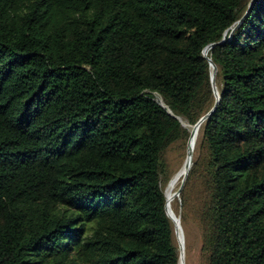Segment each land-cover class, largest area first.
<instances>
[{
	"label": "trees",
	"instance_id": "obj_1",
	"mask_svg": "<svg viewBox=\"0 0 264 264\" xmlns=\"http://www.w3.org/2000/svg\"><path fill=\"white\" fill-rule=\"evenodd\" d=\"M215 104L203 251L264 264V0H0V264H180L165 153Z\"/></svg>",
	"mask_w": 264,
	"mask_h": 264
},
{
	"label": "rangeland",
	"instance_id": "obj_2",
	"mask_svg": "<svg viewBox=\"0 0 264 264\" xmlns=\"http://www.w3.org/2000/svg\"><path fill=\"white\" fill-rule=\"evenodd\" d=\"M189 129L191 132V126L189 127ZM198 137H199V133H198ZM192 138L193 137H191L190 139V145ZM188 145H189V139L186 143H182V142L173 143L165 153L166 160L168 163V172L170 174V178L165 182L166 193L172 179H174V177L180 172V170L182 169V167L186 162L188 156ZM193 158H194V151L192 157V164H193ZM188 174L189 171L186 176L183 175L176 182L173 199L170 203L171 208L178 214L181 221L180 229L177 226H175L176 229L175 239L177 238L176 242L178 240L177 244L179 243L181 247H182V241L185 244L184 264H207L206 254L203 251L205 225L201 214V205L203 203V199L205 196L203 183L201 181H198L196 178H193L189 184L188 183L189 179L187 178ZM187 183H188L187 202L185 205L182 202L181 192L184 185H186ZM182 184H183L182 189L180 192H178ZM175 193L177 194L175 195ZM180 230L182 232L181 233L182 235L180 234Z\"/></svg>",
	"mask_w": 264,
	"mask_h": 264
},
{
	"label": "bare ground",
	"instance_id": "obj_3",
	"mask_svg": "<svg viewBox=\"0 0 264 264\" xmlns=\"http://www.w3.org/2000/svg\"><path fill=\"white\" fill-rule=\"evenodd\" d=\"M198 133H199V129L194 134V136H193V138L191 140V145H190V141H189L188 148L190 146V148H189L190 154H188L186 162H185L184 166L182 167V169L180 170V172L174 177V179H172V181L170 183V186H169V188L167 190V193H166L167 194V210H168V213L174 219L175 226H177L179 229H180V226H181L180 218H179L178 214L171 208L170 203H171V201L173 199L174 188H175L176 182L180 179V177H182L183 175L186 174V171H187V168H188V164H189V162L191 160V156L190 155L194 151V148H195V145H196V141H197V137H198ZM181 233L182 232L180 230V234ZM184 247H185V244L182 241V258H181L180 264H184V256H185Z\"/></svg>",
	"mask_w": 264,
	"mask_h": 264
},
{
	"label": "water",
	"instance_id": "obj_4",
	"mask_svg": "<svg viewBox=\"0 0 264 264\" xmlns=\"http://www.w3.org/2000/svg\"><path fill=\"white\" fill-rule=\"evenodd\" d=\"M214 45H215V43H211V44H209L208 46H206L205 49H204L205 54H207L208 51H209V49H210L212 46H214ZM209 61H210V65L212 66V69H213V71H212V83H213V86H214L215 94H216L217 98L219 99V93H218V89H217L216 81H215V77H216V73H217L218 67H217V65L211 60L210 57H209ZM216 105H217V104H215V105L213 106V108H211V110H209V112H207L205 115H203V116H202V117H201V118H200V119H199L194 125L191 126V132H190L189 141H190L191 137H193L194 134L197 132V130L200 128V126H201V124L203 123V121H204L208 116H210L211 113L215 110ZM171 113H172V112H171ZM172 114H173V113H172ZM175 116H176V115H175ZM176 117L179 118L178 116H176ZM183 124L186 125L185 123H183ZM188 154H190V152H189V148H188ZM190 156H191V160H190V162H189V164H188V171H189V169L191 168V165H192V157H193V153H191ZM188 171H187V173H188ZM187 173H186L184 176H186ZM182 186H183V184L180 186L178 192L181 191ZM176 194H177V193H175V195H176ZM166 196H167V194H166ZM166 210H167V204H166ZM167 214H168V216L172 219V221L174 222V219L170 216V214L168 213V210H167ZM174 226H175V223H174ZM175 232H176V229H175ZM179 250H180V261H181V258H182V247H181V245H179Z\"/></svg>",
	"mask_w": 264,
	"mask_h": 264
}]
</instances>
